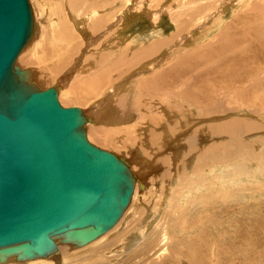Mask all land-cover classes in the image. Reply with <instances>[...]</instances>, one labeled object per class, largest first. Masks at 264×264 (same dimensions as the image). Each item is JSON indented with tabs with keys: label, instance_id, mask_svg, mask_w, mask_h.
<instances>
[{
	"label": "bare ground",
	"instance_id": "bare-ground-1",
	"mask_svg": "<svg viewBox=\"0 0 264 264\" xmlns=\"http://www.w3.org/2000/svg\"><path fill=\"white\" fill-rule=\"evenodd\" d=\"M127 1L129 2V0ZM178 1L179 0H174L172 5L171 4L169 5V8L173 12H175L174 5ZM30 2L35 17L36 33L34 34L31 42L28 44L25 50L20 54L18 58V63L26 70H29L31 68L36 69L39 65V61L38 58H36L35 56L36 54L41 52L40 51L41 48L45 47L44 50L47 51L44 55L47 57L50 56L53 57L55 55L54 53L56 49L58 48V50L60 51V58L56 61V63L50 64L44 69H41L40 68L41 66H39L37 70H29V71L32 73V79L38 85H41L40 86L41 88L43 87L42 84L43 85L48 83L51 84L53 82L54 83L53 86L58 88V93H59L60 90L62 89L61 79L62 77L63 78L65 77V73L63 72L64 69H67L69 67L68 70H71L72 67L70 68V65L73 64L72 61L75 59L74 54L82 52V54H80L79 56V59L82 58L83 55L85 54L86 48H88L89 43L91 41L90 38L88 40L86 39L82 40L81 39L82 33L80 31H77V28L78 27L80 28L81 26L82 27L81 30L84 29V31L88 32L92 37L106 34L109 31L110 27H106L107 25L105 18L101 15L95 16V13L99 9L100 3L106 2V0H67V2L65 0H30ZM146 2H148L149 5L151 4V0H139L137 4L140 3V6L134 9L136 11L141 10L143 6H145V4L147 5ZM209 4H213L214 11L218 12L220 7V0H189L188 3L189 7H185V10L202 12L203 8ZM154 6L159 9L156 11L154 16H158L162 11L166 10L167 8V6L165 5L161 9H160V5H154ZM47 17L49 18L48 19L49 24L43 27V29L45 30V36L39 42L37 41L38 32L40 30L39 25L40 23H43ZM169 19L173 23L177 24V18L174 14H169ZM50 22L53 28L52 30L49 31ZM113 25L115 24L113 23ZM204 27H205V23L202 22L200 25L201 28L200 30H202ZM260 32L262 33L263 37L259 40H257V35L254 32H251L246 36L255 39V42H252L249 46L251 51H246L245 54L244 53L241 54L242 56L240 55L236 57L233 60L234 62L232 63L234 64V68L232 67V65L229 64V66L223 72V77L225 78L220 79L219 81H215V77H217L216 70H218V68L216 67L220 64L221 65L225 64L226 62L220 60L219 56L216 57L218 52L221 51L220 49H218L217 45H222V44L230 45L226 43L232 40L229 39L226 35H221L217 37L214 41L205 44L207 46L203 48L195 49L191 52L184 54L182 57L175 58L165 67L163 65H161L160 67H156L153 74L151 73L150 70H148V67L154 65L155 63L146 64L147 67L144 69V71L146 72L145 75L148 81L144 77H139L138 84L143 83V81L147 82L149 87L147 92L153 91L154 88L158 89L161 95L163 96L164 100L166 101L167 99L169 101L168 104L166 103L167 105L166 104L164 105L165 107H167V109L165 108L167 112H174L175 114V112L177 111L180 112L181 115L183 116L185 110L188 112H192L196 109H200L202 111L204 110L203 112L204 115L210 114L208 118L202 121L197 119H190V121L187 122V125L185 127L180 126V122H182L183 119L180 120L179 118L170 119L167 122H173V121L175 122L168 123L167 130H172L174 133L177 132L178 127L176 124H178L182 129V131L184 132V134L188 136L187 140H183V141L181 140V143L187 142L186 144H184V146H192L194 148H201L200 146L202 147L207 146L208 147V149H206V151L208 152L207 157H211L212 162L210 163V159L204 160L201 164V167L199 168H197L195 165L188 166L185 162L183 167L179 168L177 166L178 170L174 168L175 172L171 176V179L170 178L169 179L173 182V184L174 182L178 183V186L177 185L174 186L185 189L188 196H192V194L201 195V196H197V198H200L199 203L196 204L195 203L196 200L192 199L191 200L193 203L192 206L193 205L195 206L194 207L190 206L188 210L185 211L184 214L177 220L176 224L173 221L171 222L167 221L163 217L161 220V225L159 226L161 227L163 225L162 230H160L159 232L160 234L159 233L157 234V236L160 239H157V241L153 245H151L150 242L149 245L151 246L147 245L144 249H142V251L137 252L136 253L137 256L135 254L132 255L129 261L124 260L122 263V259H120V257H122V253L115 254L114 257L118 261H121V263L117 262L118 264H139L137 260H135L134 258H139L140 260H143L140 264H171V261L173 260H175L176 262H180L179 264H264V180L263 181L260 180V178L264 177V112L260 113V111L264 108V100H262L263 106L262 104L261 106H258L256 104L258 107L257 110H254L255 115H258V117L260 116L261 120H257V118L255 119L254 117L247 118L241 116L238 118L234 117L232 119H229V117L224 118L222 121H213V119L220 120L222 118L221 114L224 113H222L223 110L220 109L221 110L220 111L221 113L219 112L220 115L216 116L215 113L216 111H218V109L214 105H217V103L214 104L209 103L210 94H212L214 98H217L216 89L218 88L233 85V87L236 89L235 90L236 97L239 96L242 92L245 93V90L247 88L249 89L251 85L245 86L246 84H244V87H242L226 78L230 76V73L231 76L237 78H241L244 75H246L244 70L247 69V66L252 62L246 64L244 63V60L249 58L252 54L254 55L253 58L255 62V64L252 63L253 70H257L256 69L257 65L264 64V58L262 57V55H264V31L260 29ZM240 36H241L240 33H237L235 35V38H240ZM185 38H186L185 40H188L187 38H189V35ZM52 40H55L57 42V45L50 47ZM239 41L240 40L237 41L235 40L237 45L239 44ZM188 42L190 41L188 40ZM252 48H255L253 52H252ZM65 50L67 55L66 54L64 55ZM153 52L154 49H152L149 52H146L139 49L138 47V50H136V52L133 54V58L136 62L140 63L143 56L149 53L153 55ZM215 57L216 60H218V63L211 62V60H213ZM239 58L243 60H240ZM205 63L207 64V66H203V64ZM128 64L129 61L126 58H121L116 63V66L124 67L127 66ZM103 65H106V61L102 56H96V57L95 55L89 57L86 56L81 68L77 71L76 76L72 77L75 79L73 80L69 89L64 88L63 91L58 95L61 104H65V101L67 102L68 99L66 96L67 94L70 95L69 96L70 99L84 101L85 103H87L88 98H82L83 96H88L92 93L100 92V90L109 82L107 66L103 67ZM32 66H36V67H32ZM88 66L95 67V73L93 75L85 76L82 74V71ZM62 72L64 74H62ZM51 73H55L58 76L57 80L56 79L52 80L53 75L51 76ZM250 74L249 76H251ZM120 86L122 88H126V84L124 83H121ZM170 89H174V94L172 93L174 97L167 95L166 91H169ZM258 89L261 90L260 88ZM138 90L142 91L140 89ZM140 93L141 95L137 94L136 101L133 100L134 104L138 109L139 117L142 114H144V110L147 111V108H149V105L143 102V99H145L144 98L145 95L142 92ZM189 98L191 99L190 101ZM257 100L255 101L257 102ZM104 102L105 104L101 107L98 106H93L91 108H87L86 106L82 108L80 107L81 109H83V113L87 118L86 133L88 139L91 142L94 141L97 143L100 141L105 142L108 138L107 137L106 140H104L103 134H100L102 135L103 138L98 136V134L101 133L100 132L101 130L99 131V129L96 128L94 129L87 125L90 121L89 120L90 117L99 119V117H103L104 114L102 113L106 111H112L110 105L108 104V101L105 100ZM76 103L77 102L74 101L71 102L70 105H75ZM189 107L191 108L188 109ZM123 111H126V109H123ZM150 113L151 114L154 113V110L152 109ZM163 115H165V113ZM160 116L161 115H159L160 119L163 118ZM122 118H123V112L118 113L117 116H112V114H110L109 112L106 114V119L110 121L122 120ZM199 118L201 119L202 115H200ZM139 123L137 125V128L140 125ZM200 123L206 125L207 128L205 131H203L202 128L199 127V125H201ZM152 124H155V122L153 121ZM145 125L146 124H143V126ZM135 127L136 125L130 126L126 128L125 131H129L133 129L135 130L134 132L137 133ZM153 130L155 131V129ZM205 132L214 133L220 137L215 138L213 140H207L205 139V137H203L205 135L204 134ZM127 134L129 135L128 137H130L131 134H129V132ZM136 135L135 137L137 138ZM163 136L164 138H162V134L151 133V140L148 139V141H150L152 147L153 146L155 147V151L153 149L154 151L153 154L158 157L164 156L165 157L164 165H168L172 161L173 162L184 161L182 155L180 154L181 150H186L183 149V146H180L179 148L177 147L175 148V151L177 150L176 155H178V158H172L171 157L172 154L168 153V149L171 148L172 142L174 140L179 142L178 139L169 133H165ZM128 137L126 140H128ZM198 138L201 139L200 146L198 143H196L197 141L194 142L196 139L198 140ZM138 140H140V137ZM141 140L142 142L146 143L145 145H147L148 143L147 139L142 137ZM128 141H130V139ZM139 144L141 143L139 142ZM138 146L140 147V145ZM140 149L141 150L139 151H142V148ZM144 150H146V148ZM119 153L121 154V152ZM143 153L146 152L144 151ZM126 161L128 162L129 165L135 162V161L133 162V159ZM186 161L191 162L190 159H186ZM147 162L149 164L151 163V156H150V161ZM141 164H142L141 174H143L144 176L147 173L153 174L156 171H160L157 170V168L154 165H151L149 167L147 164H143V161L141 162ZM198 169L205 170L209 174H213L212 176L209 177V180H207L210 184L206 188H204V185L202 183L206 179L203 176H201V174H199ZM170 171L168 170V172ZM226 171L229 173L231 172V177H228L229 173H227ZM168 174L166 172L165 175L169 177ZM161 175H158V177ZM211 177H214L215 179ZM155 189L156 188L154 187L153 189L154 193L156 190H158V188L156 190ZM198 189H203V190H201L198 193ZM164 192L166 193V191ZM258 194H261V196H259ZM154 197L155 196H153V194H151L149 199H147L146 197V199L149 201V204L154 205ZM184 200H186V198H184ZM158 201L155 202L159 206L161 205V202L157 203ZM161 207L158 209H161ZM177 207L178 204H175L173 206V209L175 210ZM136 211L137 208H135L134 213H136ZM125 217L126 214H123L119 220L120 224L118 222L117 227L121 226L120 228H122L124 225L127 224L123 222L125 220ZM150 217L151 215L149 214L146 220H149L148 218ZM189 221H191L192 223H188ZM148 223L152 224L150 222ZM190 225H193L192 230L190 228ZM170 232L172 233L169 234ZM202 235H204L203 240L206 242V244L199 246L196 243V237H201ZM136 236L138 237V234H136ZM157 236L154 238H157ZM168 236L169 237L171 236L172 238L175 237V243L177 239L184 241V243L193 242L196 246L197 256L193 248H187L190 254L194 257L191 258L186 255V250L182 251L181 250L182 248L180 250H177V248H179L178 245L177 246L171 245V247H169L170 245L169 241L171 243V239H169ZM133 240L134 238H132V241ZM209 244L217 246V250L214 251L213 257L211 258L210 261L209 259L205 260L204 258V250L205 248H207ZM68 246L70 245L68 244ZM238 247L240 249H237ZM105 249L106 247L103 248V250ZM65 253L67 254V252ZM96 253L97 251L91 252L90 255L94 257L97 255ZM66 254L65 257L68 258L67 257L68 254L67 256ZM69 255H71V253H69ZM40 258H38L37 260L40 261ZM44 260H43L44 263L45 262L49 263V261L52 262L51 259H47L49 261H46V259ZM207 261H209V263H207Z\"/></svg>",
	"mask_w": 264,
	"mask_h": 264
},
{
	"label": "rangeland",
	"instance_id": "rangeland-1",
	"mask_svg": "<svg viewBox=\"0 0 264 264\" xmlns=\"http://www.w3.org/2000/svg\"><path fill=\"white\" fill-rule=\"evenodd\" d=\"M65 1L67 2V0ZM138 1L139 0H129V2L127 0H106V2L100 3L99 9L96 12L97 14L95 13V16L101 15L105 18L106 25H107L105 26L110 27L109 31L106 34L92 37L88 32L84 31V29L81 30L82 29L81 26L80 28L79 27L77 28V31H80L82 33V36H81L82 40H85V39L88 40L90 38L91 41L89 43L88 48H86L85 54L83 55L82 58L79 59V56L80 54H82V52L74 54L75 59L72 61L73 64L70 65V68L72 67L71 70H68L69 67L67 69H64L63 72L65 73V77L64 78L62 77L61 79L62 89L59 92L60 94L64 88L69 89L70 85L75 79L72 77L76 76L77 71L81 68L86 56L88 57L94 56V55L95 57L102 56L105 59L106 65H103V67L107 66V73L109 77L108 84H106L100 90V92L92 93L88 96H83L82 98H88L87 103H85L84 101L70 99L69 98L70 95L67 94L66 95L68 98L67 102L65 101V104H62V105L65 107L77 105L81 108L85 106L87 108H91L93 106L101 107L105 104L104 102L105 100L108 101V104L110 105V108L112 111H106L102 113L104 115L103 117H99V119L90 117L89 118L90 121L87 125L94 129L95 128L99 129V131L101 130L100 131L101 133H99L98 136L103 138L102 135H100V134H103L104 140H106L107 137L109 138V140L107 138L105 142L100 141L97 143L94 141L92 143H94L95 145H98L99 147L103 149L114 152L117 155L124 157L126 160L133 159V162L135 161L133 164H130V167L136 176L137 185L135 184V190H134L131 203L129 207L127 208V210L124 212V214H126V217H125V220L123 221L124 223H127L128 225L126 224L124 225L125 227L123 226L122 228H120L121 226L117 227L118 225L117 223L115 225L116 227L114 226L111 230L103 234L98 239L92 241L91 243L87 245H83L80 247H75L73 245L71 246V244L69 243H64V244L61 243L62 246L61 244L59 245L58 251H56L53 255L44 258L46 259V261H49L47 259H51L52 262L49 261V263H46V262L44 263L45 260L40 257H39L40 261H38L37 260L38 258L31 259V260H17V258L14 256L12 258H8L6 262H1V264H38V263L39 264H42V263L43 264H67V263L68 264H87V263L88 264H118L117 262L121 263V261H118L114 257V255L117 253H122V257H120V259H122V263H123L124 260L129 261L132 255L134 254L136 255L137 252L142 251V249H144L147 245L151 246L157 241V239H160L157 236V234L160 232V230H162L163 225L161 227L159 226L161 225V220L163 217L167 221L169 222L173 221L176 224L177 220L184 214V212L187 211L190 206H192L193 204L191 201L192 199L196 200L195 201L196 204L199 203L200 198H197V196H201V195L192 194V196H188L185 189L174 186V185L178 186V183L174 182L173 184V182L170 179H171V176L174 174L175 169L178 170L177 166L181 168L184 166L185 162L188 166L195 165L197 168L201 167V164L204 160L210 159V163L212 162L211 157H207L208 152L206 151V149H208V147L200 146L201 144V139H199L200 136L198 140L196 139L194 142L197 141L196 143H198L201 148H194L192 146H184V144H186L187 142L181 143V140L182 141L187 140L188 136L185 135L182 129L180 128V126L185 127L187 125V122L190 121V119H197V120L202 121L208 118L210 114L204 115L203 113L204 110L202 111L200 109H196L192 112H188L185 110L183 116L181 115L180 112H177V111L175 112V114L174 112H167L165 110V108L167 109V107H165L164 105L166 103L168 104L169 101L167 99L165 101L160 91L156 88H154L153 91L147 92V90L149 89L148 83L143 81V83L138 84V79L139 77H144L148 81L145 75L146 72L144 71V69L147 67L146 65L147 63H155L154 65L148 67V70H150L151 73L153 74L156 67H160L161 65L165 67L167 64L172 62L175 58L182 57L184 54L191 52L195 49L203 48L207 46L205 44H208L214 41L217 37L221 35H226L229 39L232 40L226 43L230 45H224L222 43H220L222 45H217L218 49H220L221 51L218 52L216 57L219 56L220 60H223L226 63L222 65L220 64L216 67L218 68V70H216L217 77H215V81H219L220 79L225 78L223 77V72L229 66V64L232 65V67L234 68V64H232L234 62L233 60L236 57L240 56L241 54L243 53L245 54L246 51H251L249 46L252 42H255V39L249 38L246 36L250 34L251 32H254L257 35V40L263 37L262 33L260 32V29L264 31V0H220V7H219L218 12L214 11L213 4L206 5L203 8L202 12L185 10V7H189L188 6L189 0H179L178 2H176L174 5L175 12H173L169 8V5L170 4L172 5L174 0H151L150 5L148 4V2H146L147 5L145 4V6H143L141 10L136 11L134 8H138L140 6V3L137 4ZM154 5H160V9L164 5L167 6V8L166 10L162 11L158 16H154L156 11L159 10ZM169 14H174L176 16L177 24L173 23L169 19ZM48 19L49 18L47 17L45 21L43 23H40L39 25L40 30L37 36V41L39 42L45 36V30L43 29V27L49 24ZM202 22L205 23V27L202 30H200L201 29L200 25ZM113 23L115 25H113ZM52 28L53 27L50 22L49 31L52 30ZM237 33H240L241 35L240 38H235V35ZM188 35H189V38L187 39L190 42H188V40H185L186 39L185 37H187ZM235 40L236 41L240 40L238 45L236 44ZM55 45H57V42L55 40H52L50 47L55 46ZM138 47L139 49L146 51V52H149L152 49H154L153 55H151V53L146 54L145 56L142 57L140 63L136 62L133 58V54L136 52V50H138ZM44 48H41L40 49L41 52L36 54L35 56L36 58H38V61H39L38 67L41 66L40 67L41 69H44L50 64L56 63V61L60 58V51L58 50V48L56 49L54 53L55 55L53 57L45 56L44 54L46 53L47 50H44ZM254 49L255 48H252V52L254 51ZM65 54H66V50L64 52V55ZM216 57L213 60H211V62L218 63V60H216ZM253 57L254 55L252 54L249 58L244 60V63L247 64V63L252 62L253 64H255ZM262 57L264 58V55H262ZM121 58H126L129 61V64L124 67H117L116 63ZM239 59L243 60L241 58ZM252 63L249 64L247 66V69L244 70L246 75H244L243 77L241 78L233 77L231 76V73H230V76L226 78L242 87H244V84H246L245 86L251 85L250 86L251 88L250 87L249 89L247 88L245 90V93L242 92L239 96L236 97L235 96L236 89L233 87V85H229L227 87L216 89L217 98H214L212 94L209 95V103L211 104L217 103V105H214L218 109L215 115L216 116L220 115L221 113L220 109H222L223 110L222 113H224V114H221L222 118L220 120L213 119V121H222L224 118L229 117V119H232L234 117L238 118L241 116L247 117V118L254 117L255 119L257 118V120H261L260 116L259 118L258 115H255L254 110H257V107L261 106L262 100H264V64L257 65L256 66L257 70H253ZM203 66H207V64L205 63L203 64ZM32 67H36V66H32ZM38 67L36 69L31 68L29 70H37ZM63 72L62 74H64ZM94 73H95V67H91V66L86 67L82 71V74L85 76L93 75ZM248 73L249 74L251 73L250 74L251 76H249ZM55 75H56L55 73H51L52 80L54 79L57 80L58 76L57 75L55 76ZM235 79H238V80H235ZM121 83L126 84V88H122L120 86ZM51 84L50 83L44 84L45 86L42 84L43 86L42 88L45 89L44 87L48 88L49 86L51 87L54 85L53 82ZM258 88H260L261 90H259ZM138 89L142 91H139ZM256 89L259 91H257ZM140 92H142L145 95L144 96L145 99H143V102L149 105V108H147V111L144 110V114H142L139 117L138 109L136 105L134 104L133 100L136 101L137 94L141 95ZM166 93L167 95L174 97L173 96L174 89H170L169 91H166ZM259 93L260 94L262 93L261 96ZM144 100L147 102H145ZM190 100L191 99L189 98V101ZM255 100H257V102ZM74 101L77 103L75 105H70V103ZM190 108L191 107H189L188 109ZM123 109H126V111H123ZM152 109L154 110V113L151 114L150 112ZM200 111L203 114H201ZM108 112L112 114V116H117L118 113L123 112V118L122 120L110 121L106 119V114ZM262 112H264V108L260 111V113ZM164 113L165 115H163ZM159 115H161L160 117H163L161 118L162 120L159 118ZM200 115H202L201 119L199 118ZM176 118H179V120L180 119H183V120L182 122H180V126L176 124L178 127V131L174 133L172 130H167V125L168 123H174L175 121L173 122H167V121L170 119H176ZM149 120H151L152 122L154 121L155 124H152V122ZM138 123L140 125L137 128ZM143 124H146V125L143 126ZM134 125H136L135 129L137 133H135L134 132L135 130L133 129L129 131H125L126 128L130 126H134ZM199 127H201L203 131H205L207 128L206 125H203V124L199 125ZM153 129H155V131ZM128 132L129 134H131L130 137H128L129 136L127 134ZM151 133L162 134V138H164L163 135L165 133H169L172 136H175L180 143L174 140L172 142L171 148L168 149V153L172 154V155L170 154L172 158H178V155H176L177 150L175 151V148L176 147L179 148L180 146H183V149L188 150V151L186 150L180 151V154L182 155L184 161H181V162L177 161L178 163L172 161L170 164L164 165L165 157L164 156L158 157L153 154V152L155 151V147L153 146L154 147L153 148L150 141H148V139L151 140ZM204 134L205 135L203 137H205V139L207 140H213L215 138L220 137L214 133L205 132ZM135 135L137 136L138 139L140 137V140H138L135 137ZM127 137H128V140L130 139V141L126 140ZM142 137L147 139L148 141L147 145H145L146 144L145 142H142L141 140ZM139 142L141 144H139ZM138 145H140V147ZM140 148H142V151H139L141 150ZM145 148L146 150H144ZM147 148L150 150H148ZM144 151L146 153H143ZM119 152H121V154ZM150 156H151V163L149 164L147 161H150ZM186 159H190L191 162L186 161ZM141 160L143 161V164H147L149 167L151 165H154L157 168V170H160V171H156L153 174L147 173L144 176L143 174H141L142 173V169H141L142 161ZM179 163L180 164L182 163V164L180 165ZM168 170L169 171L171 170V171L168 172ZM165 171L167 172V174L169 173L168 174L169 177L165 175L166 174ZM199 174H201V176H203L206 179L202 182L204 185V188H206L210 184L207 180H209V177L212 176L213 174H209L205 170H199ZM158 175H161V176L158 177ZM228 177H231V172L229 173ZM211 178H214V177H211ZM260 180L263 181L264 177L260 178ZM154 187L156 189L158 188V190L155 189L156 190L155 193L153 191ZM136 188H137V191H136ZM194 190H197V189H194ZM201 190L203 189H198V193ZM164 191H166V193ZM151 194L155 196L154 205L149 204V201L147 200L149 199ZM258 195L261 196V194H258ZM184 198H186V200H184ZM155 201H158L157 203L161 202V205L158 206ZM175 204H178V207L174 210L173 206ZM194 206L195 205H193L192 207ZM160 207L161 209H158ZM135 208H137L136 213H134ZM149 214L151 215V217L148 218L149 220H146ZM138 220H140L141 223ZM118 222L120 224V221ZM148 222L152 224H149ZM188 223H192V222L189 221ZM142 227H143V230H142ZM192 227L193 225H190L191 230H192ZM151 231L153 232V234ZM171 233L172 232H170L169 234ZM136 234H138L139 238L136 236ZM156 236L157 238H154ZM132 238H134L133 241H132ZM203 238H204V235H202L201 237H196V243L199 246L206 244ZM169 239H171V243L169 241V244H170L169 247H171V245L173 246L178 245L179 248H177V250H180L181 248H182L181 249L182 251L186 250V255L191 258L193 256L190 254L187 248H193L197 256L196 246L193 242L184 243V241L177 239L176 240L177 244H176L175 237L172 238L170 236ZM150 242H151V245H149ZM68 244L71 247L68 246ZM129 245H130V248H129ZM141 246H144V247H141ZM104 247H106L105 250H103ZM237 249H240V248L238 247ZM63 250L67 252L68 256ZM216 250H217V246L209 244L207 248H205L204 250L205 260L209 259L210 261L211 258L213 257L214 251ZM95 251H97L96 256L93 257L92 255H90L91 252H95ZM69 253H71V255H69ZM65 254L68 258L65 257ZM62 258L63 259L66 258V259L63 260ZM41 259H43L44 261ZM134 259L137 260L139 264L143 261V260H140L139 258H134ZM209 261H207V263H209ZM179 263L180 262H176L175 260L171 261V264H179Z\"/></svg>",
	"mask_w": 264,
	"mask_h": 264
},
{
	"label": "water",
	"instance_id": "water-1",
	"mask_svg": "<svg viewBox=\"0 0 264 264\" xmlns=\"http://www.w3.org/2000/svg\"><path fill=\"white\" fill-rule=\"evenodd\" d=\"M36 33L30 0H0V262L87 245L129 207L136 176L92 143L78 106L41 88L18 58Z\"/></svg>",
	"mask_w": 264,
	"mask_h": 264
}]
</instances>
